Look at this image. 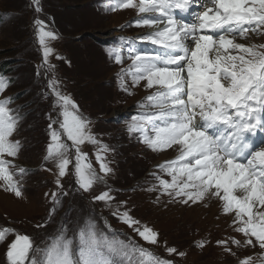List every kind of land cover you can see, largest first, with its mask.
<instances>
[{
  "label": "snow or ice",
  "instance_id": "snow-or-ice-1",
  "mask_svg": "<svg viewBox=\"0 0 264 264\" xmlns=\"http://www.w3.org/2000/svg\"><path fill=\"white\" fill-rule=\"evenodd\" d=\"M31 2L35 12L42 11L40 0ZM206 3L211 6L200 11L193 8V0H109L110 11L135 8L138 14H154L133 21L136 26H165L140 38L159 50H139L136 41L121 37V45L108 49V55L116 64H123L122 47L127 43V58L132 63L117 74L121 90L132 94L125 77L133 86L146 81V89H155L139 102L142 111L130 118L127 132L138 134L140 142L154 152L173 147L177 152L174 159L156 166L158 171L150 173L153 182H146L144 190L157 194L156 203L161 197H167V203L184 205L218 200L223 214L232 216L230 227L244 237L243 245L235 237L217 241L235 256L230 245L264 250V146L246 138V134L255 136L258 128L264 130V43L237 42V38L247 39L250 33L264 36V0ZM190 8L192 21L177 17V10L188 13ZM33 27L42 51L37 75L43 68L48 77L45 95L52 97V107L57 111L56 119L48 116L49 142L44 156V161L53 162L57 169V191L45 193L51 196V219L61 204L60 197L67 195L61 180L69 174L73 161V179L82 191L91 190L97 182L106 184L105 177L113 170L103 154L110 150L108 145L92 134L91 121L61 90L56 66L50 60L55 51L51 42L59 39L58 34L43 19L34 18ZM9 83L0 77V95ZM12 102V97L0 99V190L22 198V182L32 170L16 162L22 145L13 136L21 117L9 107ZM62 136L72 142L71 146ZM85 143L97 146L95 158L104 175L96 172L88 154L82 151ZM70 149L74 150L72 158L68 156ZM111 191L101 192L94 200L111 207L115 199ZM125 204H118L112 215L147 244L157 245L160 234L141 224L130 210L121 211ZM105 224L109 231L91 218L71 229L65 221L42 242L43 246L35 245L28 235L4 227L0 228V242L15 234L7 246L8 264H175L126 234L111 230L106 220ZM207 243L199 240L195 246L203 248ZM165 250L169 255H186L175 247ZM259 256V264H264V251ZM255 260L248 256L238 259V264H254Z\"/></svg>",
  "mask_w": 264,
  "mask_h": 264
},
{
  "label": "rangeland",
  "instance_id": "rangeland-1",
  "mask_svg": "<svg viewBox=\"0 0 264 264\" xmlns=\"http://www.w3.org/2000/svg\"><path fill=\"white\" fill-rule=\"evenodd\" d=\"M205 5L211 6L206 0H193V8L198 7L200 11ZM40 7L42 11L35 12L31 0H0V52H9L0 56V77L10 82L0 99L13 98L9 107L17 110L21 117L13 136L22 145L16 162L32 170L22 182V198L0 190V228L15 229L16 233L30 236L35 245L43 246L42 242L47 241L50 234L54 235L65 221L71 229L74 224L91 218L101 229L109 231L106 220L111 230L126 234L175 264H238V259L248 256L255 257L254 264H259V254L264 250L258 246L230 245L236 253L233 256L217 244L218 240L228 237L241 240L242 245L244 240L242 234L230 227L232 216L223 214L218 200L184 205L167 203L168 198L161 197V202L156 203L157 194L144 190L148 183L153 182L150 173L158 171L156 166L174 159L177 152L175 147L154 152L140 142L138 134L127 132L130 118L142 111L138 107L139 102L155 89H146V81L133 86L131 80L125 77L132 94L121 90L117 74L122 67L127 68L132 63L127 58L128 44L124 43L122 47V55L125 56L123 64H116L110 59L108 49L121 45L120 38L123 37L136 41L139 50L157 51L158 48L152 50L153 45L149 41L140 38L165 25L136 26L133 21L154 14H138L135 8L110 11L109 0H40ZM189 12L177 10L176 15L184 21H192L194 17ZM4 13L8 14L6 18L2 15ZM34 18L45 20L48 27L58 34L59 39L51 42L55 51L50 60L56 66L61 90L76 102L80 114L91 121L92 134L102 144L108 145L110 150L103 154L113 170L105 177L106 184L97 182L91 190L82 191L73 179V161L69 165V174L61 180L67 195L60 197L61 204L51 219H48L51 196L45 193L57 191L54 183L57 169L53 162H45L44 156L49 142L48 116L51 114L56 119L57 111L52 107V97L45 95L48 92V77L44 69L40 68V75H37L42 51L35 37ZM237 42L261 44L264 43V36L250 33L247 39L237 38ZM57 56L63 59H57ZM246 138L255 145L264 146V130L258 128L255 136L248 134ZM62 140L71 146L72 142L65 136ZM81 149L88 154L96 172L104 175L95 158L97 146L85 143ZM68 156L72 158L74 150L70 149ZM109 188L115 198L111 207L103 201L94 200L95 196ZM121 202H126L121 211L130 210L141 224L160 234L157 245L147 244L132 228L112 215ZM14 238L15 234L0 242V264H8L7 246ZM120 239H125V236ZM199 240L208 243L203 248L196 247L195 243ZM166 247H175L186 255H169Z\"/></svg>",
  "mask_w": 264,
  "mask_h": 264
},
{
  "label": "trees",
  "instance_id": "trees-1",
  "mask_svg": "<svg viewBox=\"0 0 264 264\" xmlns=\"http://www.w3.org/2000/svg\"><path fill=\"white\" fill-rule=\"evenodd\" d=\"M6 54H9V52H0V56H4V55H6ZM6 58H10V57H6Z\"/></svg>",
  "mask_w": 264,
  "mask_h": 264
},
{
  "label": "bare ground",
  "instance_id": "bare-ground-1",
  "mask_svg": "<svg viewBox=\"0 0 264 264\" xmlns=\"http://www.w3.org/2000/svg\"><path fill=\"white\" fill-rule=\"evenodd\" d=\"M205 6H207V5H205ZM190 13V12H189ZM181 17V16H180ZM188 18V17H187ZM193 18V17H192ZM191 19V18H190ZM189 21V20H188ZM151 32V31H150ZM151 47V46H150ZM152 48V50L155 48L156 50H157V48L158 47H156V46H153V47H151ZM246 135H248V134H246ZM254 141V140H253ZM166 156V155H165ZM168 156V155H167Z\"/></svg>",
  "mask_w": 264,
  "mask_h": 264
}]
</instances>
